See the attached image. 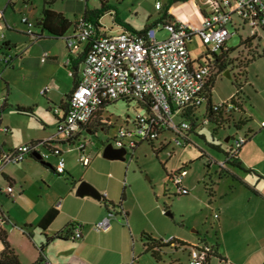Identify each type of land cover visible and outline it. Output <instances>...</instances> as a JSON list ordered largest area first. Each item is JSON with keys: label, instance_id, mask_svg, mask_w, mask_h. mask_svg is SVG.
<instances>
[{"label": "crops", "instance_id": "0c3cea01", "mask_svg": "<svg viewBox=\"0 0 264 264\" xmlns=\"http://www.w3.org/2000/svg\"><path fill=\"white\" fill-rule=\"evenodd\" d=\"M56 1L52 8L61 12L71 22L65 35L74 30L75 22L85 8L95 10L104 8L103 14L97 19L98 34H111L123 30L141 32L151 26H158L160 31L164 29L161 26L162 23L177 20L199 26L207 10L202 0H167L166 4H161L159 9L156 8L155 3L156 14H151L143 27L137 29L131 23L124 21L121 16L120 6L130 0H61L63 7L60 10L55 9ZM189 1L193 3V10H188L186 7ZM43 3L42 0L39 14L32 16L29 14L38 8L34 0H20L21 5L17 7L21 13L19 24L15 21L10 23L5 18L8 8L15 11L16 2L6 0L5 7L0 10V23L4 25L5 41L8 43L4 48H0V90H5L7 96L10 94L11 84L6 74L7 71L14 74L15 64L18 63L23 80L32 79L40 82V95L44 99L45 107L52 113L55 123H50L39 116V119L33 123L25 124L20 119L18 125L13 126L3 124L0 115V125L6 128V130H0V144L4 149H13L32 140L53 137L61 139L57 134V123L64 113L61 109L66 107L67 96L78 82L86 54L88 46L86 42L80 45L77 53L70 54L63 36L55 37L47 32H43L42 37L31 41L22 18L26 16L33 22L38 20L42 15ZM112 12L115 14L113 15ZM108 14L114 17L112 23L119 26L107 31L101 19ZM92 19L95 20L94 17ZM230 23L236 31L245 29L238 15H234ZM35 32L40 31L35 28ZM261 32L263 33L264 29ZM19 34L26 40V46L23 48L18 46L16 35ZM194 36L187 43L193 62L197 60L191 53V42ZM256 36L258 37V34ZM261 39L259 36L257 42H261ZM227 41L223 53L235 54L236 51L230 52V48L226 47ZM1 44L0 39V47ZM258 47L255 58L252 59L251 56L245 65L243 75L232 70L234 74L232 77L228 67L222 74L219 73L216 76L212 88L213 101L214 85L223 74L228 73L227 76L231 80L234 78L233 80L241 82L240 94H237V88L233 87L226 95L220 97L218 103L234 99L233 103L244 110L247 123L243 131L240 130L233 135L241 136L248 133L249 136L239 148L235 165L228 163L225 155L229 148L225 144L229 141V136L224 138L223 143L219 141L209 143V145L211 143L219 145L221 150L211 145L207 146V151L205 150L204 156L206 155L209 159V169L215 168V173L208 174L210 183L206 184V190H209L210 195L199 198L201 200L196 198V200L199 204L202 201L203 205L210 210L214 226L208 228L207 235L201 237L196 236L200 233L197 230L200 227L198 223H193L192 233H189L186 225H183L185 227H182L178 233H174L172 237L189 245H194L202 239L212 244L214 254L207 264H264V52L261 53ZM45 51L49 53V57L45 62H41V55ZM6 52L12 56L9 65L2 61V56ZM44 87L46 91L42 94L41 90ZM7 103L8 98L5 97L0 107V114ZM36 103L34 98H30L27 103L17 102V107L31 109V112H23L17 108L18 116L33 118L35 116L33 105ZM57 107L61 108L59 115L54 112ZM105 109L106 107L102 108L100 114L91 120L82 138L87 139V134L92 135L100 130L104 132L107 130V126L99 125L109 121V118L105 116ZM194 138V133H190L191 143ZM110 141H99L101 143L98 142L94 145L95 147L90 148L87 145V152L91 156V162L87 166H82L78 162L79 151L76 146L63 141L59 142L66 158L63 174L56 172L54 158L41 162L30 155L18 164H9L4 167L0 173V210L7 220L2 227L21 264L37 262L39 264L167 263V261H157L149 252H144L141 235L146 232L153 237H163L162 234L166 229L163 214L170 210H166L161 201H165L166 195H170V187L166 183L160 192L156 191L150 178L148 176L149 180L144 178L143 171L137 163L125 162L127 154L124 148L112 145L118 150L117 156L104 157V147ZM165 148L166 145L160 151ZM173 155H175V149L169 153L164 169L167 175L181 168L186 169L183 185L189 193L184 196H190L193 186L186 182V176L191 165L186 162L179 164L180 160L178 163L173 162ZM82 181L91 183L98 189L101 197L77 194V187ZM8 185L13 187L14 194L4 192V188ZM103 197L107 203L102 201ZM165 203L171 205L170 201ZM51 209L57 211V217L47 229L40 228L39 222ZM215 213L219 216L215 217ZM106 216L111 217L110 226L106 230L96 231L93 225ZM144 221L155 231L149 232L148 228L151 226L143 223ZM78 225L81 229V237L77 239L68 237L75 233ZM25 233L32 234V239ZM57 233H63V235L68 233V236L48 240ZM40 245L44 246L42 254L38 248ZM188 253L189 250L183 249L176 252L182 264H188Z\"/></svg>", "mask_w": 264, "mask_h": 264}, {"label": "built area", "instance_id": "2783aa9c", "mask_svg": "<svg viewBox=\"0 0 264 264\" xmlns=\"http://www.w3.org/2000/svg\"><path fill=\"white\" fill-rule=\"evenodd\" d=\"M207 10L202 22L195 26L190 22L177 20L162 23L169 30V36L158 39V26H151L142 32L123 30L111 34H98L97 25L81 14L74 30L64 35L68 51L75 54L82 43H87L86 54L82 63L78 82L68 99V111L60 116L57 123V134L60 138L32 140L13 149H4L0 144V173L9 164H18L27 155L38 154L40 160L55 159V170L63 174L66 158L59 142L74 145L78 149V162L87 166L91 156L87 152V139L82 134L91 122L101 104L105 101L129 99L136 102L151 101L148 111L137 112L131 120L133 132L122 127L109 140L112 145L125 148L124 138L130 142V148L136 141H159L165 132L170 133V141L185 146L190 141V124L179 120L180 110L189 105L204 104L203 89L208 78L216 72L213 61L201 59L193 62L188 40L197 35L211 52L221 53L227 39L231 36L228 24L234 15H238L244 26L249 29L250 36H256L264 29V0H202ZM160 1L156 8H160ZM26 33L31 41L41 36L35 32L34 22L23 17ZM0 39L5 41L4 25L0 23ZM49 57L47 51L41 55V62ZM12 56L4 53V64L11 63ZM72 73V72H71ZM1 79V74H0ZM46 87L41 90L44 94ZM214 109L230 111L237 109L231 100L213 104ZM59 115V107L54 109ZM206 122V120H205ZM129 123V122H127ZM0 130H6L1 127ZM137 138V139H135ZM135 140V142H133ZM244 135L231 141L228 152L237 156L239 148L245 143ZM166 145L165 141L160 142ZM228 159V157H227ZM185 168L168 173V180L176 187L178 195H187L189 190L183 185ZM7 194H14L13 187L4 188ZM218 217V213L214 214ZM7 219L0 217L3 224ZM111 217L106 216L93 225L96 231L108 229ZM72 239L81 237L80 226H76ZM168 242L169 240H165ZM214 254V247L205 239L199 240L189 248L188 264H207ZM48 264V263H46ZM132 264V263H130Z\"/></svg>", "mask_w": 264, "mask_h": 264}, {"label": "rangeland", "instance_id": "374dc122", "mask_svg": "<svg viewBox=\"0 0 264 264\" xmlns=\"http://www.w3.org/2000/svg\"><path fill=\"white\" fill-rule=\"evenodd\" d=\"M6 0H0V10L5 7ZM17 3L15 11L13 12L11 9H7L5 18L11 23L15 21L19 24V18L21 13L17 10V7L20 4V0H13ZM157 0H130L120 6V11L122 12L121 16L122 19L126 22L131 23L135 28L139 29L143 27V25L148 20L151 14H156L157 10L155 8V3ZM162 5L166 4L167 0H159ZM35 4L38 6L31 14L32 16H36L40 12V7L42 6V0H34ZM63 7V3L61 0H57L55 3V9L60 10ZM186 7L188 10H193L194 6L191 1L186 3ZM114 15L115 12H112ZM1 15V14H0ZM112 16L105 15L101 19L102 25L105 26L106 30L116 29L119 25H114L112 23ZM229 33L232 36L228 39L226 43V47L235 49V54L228 55L224 62L226 63L227 67L231 70V76L233 77V71L237 72H244V67L250 60L251 56H254L258 51L261 53L264 52V32L262 33L261 30L258 31V38L261 36V42H257L258 40H254L244 47L241 46L242 39L247 38L250 36L249 29L245 26L243 31H236L235 27L230 23L228 25ZM9 33V32H8ZM9 35V34H8ZM169 36L168 29H162L157 32L158 39H165ZM17 42L19 48H23L26 46V40L24 36L21 34L16 35ZM206 47L201 41L198 36H194L191 42V53L192 55L198 59L205 52ZM246 52V53H245ZM206 60V59H205ZM7 71L6 77L10 80V94L7 96L5 90H0V107L4 103L5 97L8 98V103L5 109L1 112V117L3 124H10L13 126L18 125V120H22L26 123H33L39 119V116H42L50 123H55V119L51 112L45 107L44 99L40 95L39 92V81L32 80V79H22L20 66L18 63L15 64L14 74ZM230 79L227 75L223 74L220 78L217 79L214 85V93H213V104L218 103V100L221 99L220 97L226 95L231 89H236L235 80ZM25 83V84H24ZM3 96V97H2ZM30 98H34L36 100V104L33 105L35 110V116L33 118L25 117L21 118L18 116L17 111V102L25 103L30 101ZM205 110V105H202L198 117L201 119ZM141 108L139 107L136 101H124V100H117L116 102H111L105 109V116L109 118V121L102 122L105 127L107 126V130L99 131L97 134H87V142L88 148L94 146L99 141H106L109 140L116 134L118 129L123 126L124 129L133 132V126L130 123L131 120L134 118L137 112H141ZM236 118L238 117L235 116ZM242 117V116H241ZM241 119V118H240ZM244 119V118H242ZM128 121L129 123H126ZM231 124V123H230ZM228 124H223L222 128H218L216 133H214V129H216V125L213 122H209L202 127L197 129V132L194 134L195 138L193 139L192 143H189L185 146L177 145L173 141H170V133L165 132L163 135L160 136L159 141H155V146L153 147L148 142H139L136 141V145L133 146L131 149L130 142L128 139L124 138L122 141L125 144L124 151H126V158L125 162L129 163L131 161L132 164H138L142 171L144 178L146 179L147 176L152 181L153 185L155 186L156 191L160 192L161 188L167 183L170 189V195H166L165 201H161L163 207L166 210H170L173 216L163 214L164 221L166 222V229L165 233L162 234V238L165 240H170L173 237L174 233H178L183 225H186V230L189 233L193 231V223H198L199 228L197 230L200 231V235L194 232L196 236H205L207 235V229L214 226V223L211 218L210 210L207 206L203 205L202 201L199 204L196 198H202L203 196H209V190H206V184L210 183L208 174L215 173V168L210 170L208 166V157L204 153L207 151V146L210 147V142H222L225 137L231 136L234 133L232 128L227 127ZM244 127V125H243ZM243 131V129H242ZM9 135V133H8ZM213 136L215 140L213 139ZM14 138L16 136H13ZM137 139V138H135ZM165 141L166 148L163 151L158 152L159 142ZM135 142V140L133 141ZM101 143V142H99ZM99 145V144H98ZM95 147V146H94ZM175 149V155H173V162L179 161L186 162L188 165H191L190 169L188 170V175L186 176V182L193 186L192 192L190 196H178L176 195V187L171 181L168 180L167 172L165 171L164 163L169 159V153ZM204 149V150H203ZM206 150V151H205ZM131 155L133 158L131 159ZM203 155V156H202ZM147 180H149L147 178ZM163 195H161L162 197ZM195 199H194V198ZM164 198V197H162ZM170 201L167 205V201ZM201 200V199H199ZM206 200V199H205ZM203 224H201L200 223ZM145 223V221L143 222ZM147 224V222L145 223ZM149 225V224H147ZM159 226V224H157ZM151 226V225H149ZM152 226L148 228V231H153ZM195 230V229H194ZM155 231V230H154ZM164 232V231H163ZM210 238V237H209ZM136 246L138 243L136 241ZM2 251V244L0 241V252ZM167 261V260H166ZM168 263V262H167ZM162 263V264H167Z\"/></svg>", "mask_w": 264, "mask_h": 264}, {"label": "trees", "instance_id": "16d2710c", "mask_svg": "<svg viewBox=\"0 0 264 264\" xmlns=\"http://www.w3.org/2000/svg\"><path fill=\"white\" fill-rule=\"evenodd\" d=\"M99 1H104V0H99ZM43 2L44 3H43L42 15L38 20L34 22V28L39 29L40 31L39 33L41 34V36H43V32H47L49 35L55 36V37L64 36L65 32L71 26V22L61 12H57L52 8V5L55 2V0H43ZM103 11H104L103 7L99 10L85 8L82 14H84L85 17H87L89 20L93 21L96 25H98L97 19L103 14ZM93 17L95 18V20L92 19ZM146 28L143 31H145ZM254 40H259V38L257 36H248L247 38L242 39L240 45L245 46ZM7 44H8L7 41H2L0 48H4ZM205 47H206L205 52H203L200 58L197 59V62L199 63L201 59H206L207 61H210V60L213 61L214 68H216V72L218 73H214L208 78L205 84V87L203 89V95L205 98L204 104H203L205 105L203 116L201 119L198 117L201 106H198L196 104H189L180 110V113L178 114V119L186 120L189 122L190 124V129L188 130L189 134L190 133L195 134L198 128L202 127L203 125L209 122L215 123L217 127L216 129H214V133H216L218 128H222L223 124H228L227 127L232 128L234 130V133H237L240 130H242L247 123V117L245 116L244 110L239 107L237 109H232L230 111H225L224 109H214L213 102H212V88H213L214 80L216 79V76L219 73L222 74L224 70L228 69L226 63L224 62L228 54L223 53L224 47L221 49L222 52L218 54L215 52H211L206 45ZM235 49L237 48L230 49V52L235 51ZM255 56L256 55L252 56V59L255 58ZM230 71L231 70H229V72ZM239 74L243 75L244 72L242 71ZM235 83H236V88L238 91L237 94H240L242 92V89H241L242 84L236 79H235ZM69 98H70V94L67 96V100ZM119 100H124L127 102L131 101L129 99H119ZM230 100L234 102L233 98H231ZM111 102H116V101L103 102L101 104V109L97 111L95 116H98L100 112L102 111V108L107 107ZM137 103L139 107L141 108V110L148 111L151 101L148 100L147 102H144V103L142 102H137ZM68 106H69L68 103H66L65 108H62V109L60 108L64 112L63 115L67 113L68 108H69ZM17 108L23 112H31V109H28L25 107H17ZM237 115L238 117L236 118L235 116ZM101 124L103 123H99V125ZM244 136L246 140L249 138L248 133H245ZM236 137L237 135L235 134L229 136V139H228L229 141L225 144L229 148H231V141L235 139ZM213 139L215 140L214 136H213ZM146 142H148L154 147V142L152 141H146ZM189 143H191V141H188L186 145ZM210 145L217 150H221L219 145H214L212 143ZM164 146H165L164 144H161V146L159 147V151L163 149ZM225 155L226 157H228V160H227L228 163H231L234 165L236 164L235 162L236 159L233 155L230 154V152H225ZM39 161L44 162L43 160H40V159ZM176 195L178 194L176 193ZM102 201L107 203V200H105L104 197L102 198ZM166 208L168 207L166 206ZM1 215L3 214L0 210V217ZM56 217H57V211L55 209H51L45 214V216L39 222L38 226L42 229H47L50 226V224L55 220ZM25 234L30 239H32V234L30 233H25ZM66 236H68V233L67 235L65 234L63 235V233H57L53 237H50L48 240H51L56 237L65 238ZM68 237H71V235ZM141 240L143 242L144 252H149L157 261L167 260L168 262L167 264H182L179 256L176 255V252L180 249L189 250V248L192 246V245H189L175 238H171L168 242H166L165 239L153 237L152 234L146 233V232L142 233ZM0 241L3 247L2 252H1V257H0V264H21L19 262L17 255L15 254V251L13 250V248L11 247L7 239V233L3 229L1 223H0ZM38 248H39L40 254H42L44 246L40 245ZM36 264H39V263L37 262Z\"/></svg>", "mask_w": 264, "mask_h": 264}, {"label": "water", "instance_id": "95a60500", "mask_svg": "<svg viewBox=\"0 0 264 264\" xmlns=\"http://www.w3.org/2000/svg\"><path fill=\"white\" fill-rule=\"evenodd\" d=\"M226 75H229L228 73ZM118 153V150L114 149L112 147L111 143H108L103 150V156L107 157V158H113L116 157ZM33 157L39 159V155L38 154H33ZM77 194L83 195V194H89L93 197L96 198H100L101 194L98 191V189H96L91 183L87 182V181H82L79 186L77 187L76 190ZM178 196H182V195H178ZM166 215H170L172 216V213L170 211L166 212Z\"/></svg>", "mask_w": 264, "mask_h": 264}, {"label": "flooded vegetation", "instance_id": "af4514ba", "mask_svg": "<svg viewBox=\"0 0 264 264\" xmlns=\"http://www.w3.org/2000/svg\"><path fill=\"white\" fill-rule=\"evenodd\" d=\"M101 132L103 131V130H100Z\"/></svg>", "mask_w": 264, "mask_h": 264}]
</instances>
